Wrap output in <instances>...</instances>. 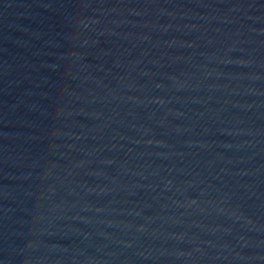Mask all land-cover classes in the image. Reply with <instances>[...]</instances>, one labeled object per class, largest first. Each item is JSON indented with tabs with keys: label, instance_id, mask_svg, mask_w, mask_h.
Returning a JSON list of instances; mask_svg holds the SVG:
<instances>
[{
	"label": "water",
	"instance_id": "95a60500",
	"mask_svg": "<svg viewBox=\"0 0 264 264\" xmlns=\"http://www.w3.org/2000/svg\"><path fill=\"white\" fill-rule=\"evenodd\" d=\"M0 264H264V0H0Z\"/></svg>",
	"mask_w": 264,
	"mask_h": 264
}]
</instances>
